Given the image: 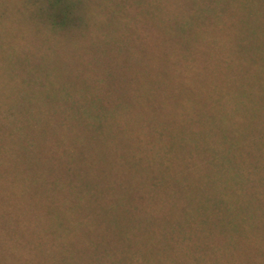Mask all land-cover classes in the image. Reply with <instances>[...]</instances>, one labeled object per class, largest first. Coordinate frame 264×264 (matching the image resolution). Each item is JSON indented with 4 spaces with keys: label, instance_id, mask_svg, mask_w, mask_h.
<instances>
[{
    "label": "trees",
    "instance_id": "trees-1",
    "mask_svg": "<svg viewBox=\"0 0 264 264\" xmlns=\"http://www.w3.org/2000/svg\"><path fill=\"white\" fill-rule=\"evenodd\" d=\"M75 13L42 18L69 67L22 105L17 148H264V0ZM56 159L5 185L0 264H264V167Z\"/></svg>",
    "mask_w": 264,
    "mask_h": 264
},
{
    "label": "rangeland",
    "instance_id": "rangeland-1",
    "mask_svg": "<svg viewBox=\"0 0 264 264\" xmlns=\"http://www.w3.org/2000/svg\"><path fill=\"white\" fill-rule=\"evenodd\" d=\"M149 4L150 0H0V228L7 195L5 185L19 183V167L29 162L48 165L58 162L56 158L62 155L78 164L91 161L102 167L122 162L131 167L158 163L172 168L187 162L195 165L194 161L214 163L220 168H230L239 162L247 167H264V148H236L234 153L230 148H150L148 155L144 152L138 155L135 148H17L22 105L40 98L54 100L47 95L46 90H52L47 85L58 79L66 80L65 72L69 67L70 36L53 40L50 31L42 26V18H48L52 9L68 8L76 12L74 18L80 24L101 23L109 18L100 16L101 9L140 8ZM74 40L78 43L80 36ZM82 40L85 37L81 44ZM39 75L45 82H40ZM255 178L264 180V175Z\"/></svg>",
    "mask_w": 264,
    "mask_h": 264
}]
</instances>
